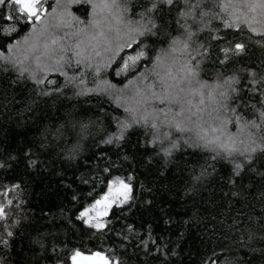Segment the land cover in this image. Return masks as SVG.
<instances>
[{
    "label": "snow or ice",
    "instance_id": "obj_1",
    "mask_svg": "<svg viewBox=\"0 0 264 264\" xmlns=\"http://www.w3.org/2000/svg\"><path fill=\"white\" fill-rule=\"evenodd\" d=\"M0 72L35 93L17 122L34 131L0 145V175L62 177L57 161H79L90 137L129 165L101 153L99 181L63 184L66 203L39 214L24 176L0 185V264H173L188 226L217 216L224 243L202 264H264V0H0ZM137 160L153 179L179 174L163 187L185 216L160 207L164 233L112 223L114 207L155 203ZM214 179L219 202L204 199ZM109 233L118 244L87 247Z\"/></svg>",
    "mask_w": 264,
    "mask_h": 264
},
{
    "label": "trees",
    "instance_id": "obj_2",
    "mask_svg": "<svg viewBox=\"0 0 264 264\" xmlns=\"http://www.w3.org/2000/svg\"><path fill=\"white\" fill-rule=\"evenodd\" d=\"M52 3H54V0H48V4ZM80 14L77 12V15ZM254 51L256 55H260L262 50L255 49ZM12 79H15L14 73L5 74L0 72V145H5L9 148H15L21 138L28 137L34 131L31 127L26 130H21L17 127V122L21 119L19 112L24 107V102L31 100L35 96V93L32 91L33 86L31 82H28L27 86L24 84H10L9 81ZM62 79V77L58 78L57 82L59 83ZM104 105L111 110L106 101ZM139 135L140 133L138 131H134L132 133V141L135 142ZM104 152L108 153L111 160L122 165L119 169L121 173L129 169L128 162L117 157L114 149L98 145V138L92 139L90 137L84 143V152L79 161L64 163L57 161L58 166L64 170L62 177L48 172H42L39 176L30 172L26 173L23 164H21L14 172L9 173L6 178L0 175V185L24 176L33 186L29 197L31 201L30 206L39 214L42 208L48 209L54 207L62 200L66 203L63 184H72L73 187H78L81 191H86L88 185L81 183V177L85 179L95 177L96 181H99L101 175H103L102 169L106 164V160L101 157V153ZM184 159L191 160L194 163L197 157L195 155H186ZM132 167L135 168L140 179L144 180L147 178V182L151 183L154 187L155 196L153 198L155 203L149 209H144L137 205L132 213L114 207L112 221L114 228L118 231L127 222L132 220L139 222L143 220L145 222L152 221L155 225L156 232L164 233L165 225L161 219L162 213L160 212V207L168 209L177 218L185 216L181 207V194L177 193L175 199H170L168 192L163 187L165 184L171 183L179 185L181 183L178 178L179 174L175 170H170L165 178L153 179L156 176L155 169H152L151 175L145 173L140 166L139 160ZM225 172L226 169L221 168L220 174ZM219 188L220 183L218 180H212L208 185V191L204 193V199L219 202ZM222 207L223 205L219 204L218 208L213 211L218 212L219 208ZM220 219H223V217L217 216L216 220L209 218L206 222L188 226L185 230V239L182 241L180 248L182 256L179 260L173 259V264H202V262L215 259L214 251L215 253H219L221 251V245L224 243L222 231L224 225L219 223ZM70 235L73 241L79 242L80 233H72ZM118 243L119 240L115 237L114 233L86 241L87 247L92 250H107L109 247Z\"/></svg>",
    "mask_w": 264,
    "mask_h": 264
}]
</instances>
